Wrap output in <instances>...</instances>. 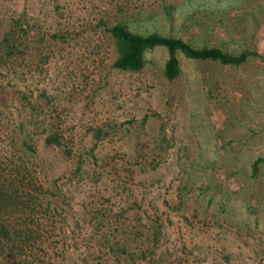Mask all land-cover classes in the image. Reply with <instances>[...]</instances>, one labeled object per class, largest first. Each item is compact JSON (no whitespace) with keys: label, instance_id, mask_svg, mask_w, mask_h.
<instances>
[{"label":"rangeland","instance_id":"374dc122","mask_svg":"<svg viewBox=\"0 0 264 264\" xmlns=\"http://www.w3.org/2000/svg\"><path fill=\"white\" fill-rule=\"evenodd\" d=\"M117 21L258 54L120 69ZM258 156L264 0H0V264H264Z\"/></svg>","mask_w":264,"mask_h":264},{"label":"trees","instance_id":"16d2710c","mask_svg":"<svg viewBox=\"0 0 264 264\" xmlns=\"http://www.w3.org/2000/svg\"><path fill=\"white\" fill-rule=\"evenodd\" d=\"M108 30L116 51V56L113 60L115 67L132 71L140 70L146 63V52L156 47H163L167 52L163 63V73L168 79H173L180 73L179 53L192 59L214 60L221 64L229 65H240L250 56L258 54L256 50L249 48L230 51L218 45H194L181 36L164 34L158 31L139 32L129 28L122 21L115 22ZM11 38L12 33L9 31L3 36L7 44ZM44 139L48 144H61L60 136L56 131L47 133ZM263 159L262 156H258L251 161L252 174L257 173L259 163ZM37 185L39 187L42 186L41 183ZM13 239L14 233H12L11 229L0 223V240L9 243Z\"/></svg>","mask_w":264,"mask_h":264}]
</instances>
